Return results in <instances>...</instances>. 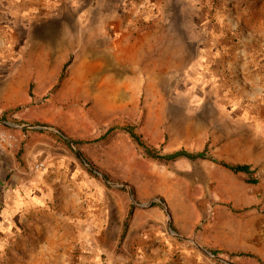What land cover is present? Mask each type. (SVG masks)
<instances>
[{"label":"rangeland","instance_id":"obj_1","mask_svg":"<svg viewBox=\"0 0 264 264\" xmlns=\"http://www.w3.org/2000/svg\"><path fill=\"white\" fill-rule=\"evenodd\" d=\"M263 45L264 0H0V264H132L139 210L241 264L198 236L228 212L261 242ZM129 125L162 154L251 173L148 157Z\"/></svg>","mask_w":264,"mask_h":264},{"label":"crops","instance_id":"obj_2","mask_svg":"<svg viewBox=\"0 0 264 264\" xmlns=\"http://www.w3.org/2000/svg\"><path fill=\"white\" fill-rule=\"evenodd\" d=\"M152 213L148 210L136 211L129 223L122 246L130 253L132 264H217L207 257L184 248L180 243L170 240L160 226L154 228L151 224ZM259 234V230L250 228V224H243L232 214L221 212L212 221L210 234L201 232L198 239L212 248L223 249L232 254L243 252L244 255L236 256L238 258L233 260L236 263L263 264L264 230L259 238L261 242L250 241ZM155 240H159V243H155ZM252 254L257 261L248 260L247 256L250 257ZM116 255L115 263H118Z\"/></svg>","mask_w":264,"mask_h":264},{"label":"trees","instance_id":"obj_3","mask_svg":"<svg viewBox=\"0 0 264 264\" xmlns=\"http://www.w3.org/2000/svg\"><path fill=\"white\" fill-rule=\"evenodd\" d=\"M124 129L129 132V134L133 138V140L144 150L145 154L148 157L158 159V160H162V161L175 160V159L180 158V157H186V158L192 159V160H194V159H210V160H213L217 163H220L222 166L230 169L231 171H233L235 173H239V172L251 173L250 165H248V164H230V163H227L224 161H220V160L214 158L213 156H211L206 150L199 151L196 153H191V152H188L185 150H181V151H177V152H174L171 154H162L157 149L146 144V142L142 139V137L135 132L133 126L129 125V126L125 127ZM113 130H114V127H110L101 136V138L107 137ZM71 141L73 144H76V145H79V144L86 142L85 140H76V139H72ZM67 142H68L67 144L70 145V142L69 141H67ZM89 171L93 173V171L91 169H89ZM95 175H97V174H95ZM253 182H257V179H253ZM126 228H127V221L125 222L124 232L126 231ZM239 254L243 255L244 253H239Z\"/></svg>","mask_w":264,"mask_h":264},{"label":"water","instance_id":"obj_4","mask_svg":"<svg viewBox=\"0 0 264 264\" xmlns=\"http://www.w3.org/2000/svg\"><path fill=\"white\" fill-rule=\"evenodd\" d=\"M3 123L6 124V125H10V126H17L16 124H14V123H10V122H5V121H3ZM68 141H69L71 144H73L72 141H70L69 139H68ZM114 185H119V184L114 183ZM129 195H130L131 199L134 200V195H133V193H132L131 190L129 191ZM162 206H163V208H164L165 210H168L166 205L162 204ZM167 212H168V211H167ZM168 214H169V213H168ZM170 217H171V216H170V214H169V223H170ZM169 223H168V224H169ZM169 228H170V227H169ZM198 246H199L200 249L203 250L205 253L211 255V252H210L208 249L203 248V247L200 246V245H198Z\"/></svg>","mask_w":264,"mask_h":264}]
</instances>
